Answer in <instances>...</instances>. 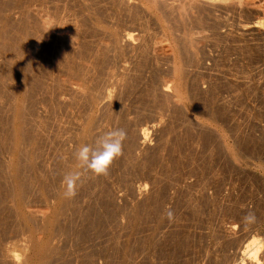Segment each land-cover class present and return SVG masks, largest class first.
I'll use <instances>...</instances> for the list:
<instances>
[{
  "label": "rangeland",
  "instance_id": "rangeland-1",
  "mask_svg": "<svg viewBox=\"0 0 264 264\" xmlns=\"http://www.w3.org/2000/svg\"><path fill=\"white\" fill-rule=\"evenodd\" d=\"M189 1L172 12L146 0H0V264L24 256L31 233L43 239L52 217L47 264H264V16ZM184 30L198 50L177 58ZM116 129L127 136L108 174L79 169L76 150ZM70 167L82 176L67 204ZM19 209L44 218L32 226ZM252 238L256 258L241 261Z\"/></svg>",
  "mask_w": 264,
  "mask_h": 264
},
{
  "label": "bare ground",
  "instance_id": "bare-ground-1",
  "mask_svg": "<svg viewBox=\"0 0 264 264\" xmlns=\"http://www.w3.org/2000/svg\"><path fill=\"white\" fill-rule=\"evenodd\" d=\"M125 1V3L127 2L128 3V0H124ZM147 1V3H149V2H151L150 4H152L153 3V5L155 4V3H157V4H155L154 6L155 7H153V9L155 8L156 9V7L159 9V6H160V10H161V6L162 7H164V8H166L167 7V9L168 10H177L178 12L180 11V10H183L184 11V9L183 8H185L184 7V4H185V6H189L188 4L190 3V1H189V3L187 2H185V0H182L183 2H180L179 1V3L180 4H176V3H173L174 2V0H173V2L172 3H169V1L167 2L166 0H146ZM149 1V2H148ZM171 1V0H170ZM187 1V0H186ZM122 2H123V0H122ZM260 1H256V0H191V3L192 4H194L195 5V7L196 6H198V7H204V10L203 11H205V7H211V6H213V5H215V4H224L225 6L228 4V5H230V4H235V7H243V8H246V9H251L252 11L251 12H253V15L254 14H256V16H258V15H260V14H263V16H264V1H263V3L261 2V3H259ZM124 3V2H123ZM127 3L125 4V5H127ZM159 3V4H158ZM161 3V4H160ZM159 5V6H158ZM193 5V6H194ZM127 6H129V5H127ZM166 6V7H165ZM192 5H191V10H193V7ZM218 6V5H217ZM222 6V5H221ZM224 6V7H225ZM197 7V9H199ZM237 7V8H238ZM127 8V7H126ZM145 8V7H144ZM216 7H214V9H215ZM218 8V7H217ZM223 8V7H222ZM157 9V10H158ZM167 9H164V11L165 10H167ZM190 9V8H189ZM201 9V10H200ZM199 10H200V13L202 12V8H200ZM239 10H240V8H238ZM40 10V9H39ZM159 10V12H163V11H160ZM186 10H188L187 8H185V11ZM195 11H196V8L194 9ZM209 10V9H208ZM213 10V9H212ZM211 10V11H212ZM219 10V9H218ZM243 11H244V9H242ZM176 11V12H177ZM211 11L209 12V13H211ZM166 12V11H165ZM173 12V11H172ZM171 12V13H172ZM175 11H174V13H176ZM182 12V11H181ZM180 12V14L182 15V13ZM191 12V11H190ZM198 12V11H197ZM242 12V11H241ZM249 12V11H248ZM168 13H169V11L167 12V16H168ZM173 13V14H174ZM185 13V12H184ZM186 13H188V12H186ZM184 14V15H187V14ZM192 13V12H191ZM206 13L207 12H204V14L206 15ZM229 13V12H228ZM163 14V13H162ZM179 14V15H180ZM164 15H166L165 13H164ZM194 15H197V14H194L193 13V17H194ZM199 15H203V13H201V14H199ZM216 15V14H215ZM177 17H180V18H178V19H181V22H183L184 20L182 19L183 18V15H182V17L181 16H178V14L176 15ZM188 16V15H187ZM208 16V15H207ZM42 17V16H41ZM162 17H163V15H162ZM186 17V16H185ZM202 17V16H201ZM205 17V16H204ZM246 17V16H245ZM255 17V16H254ZM31 18V17H30ZM38 18V17H37ZM165 18V17H164ZM203 18V17H202ZM224 18V17H223ZM23 19V18H22ZM194 19H195V17H194ZM193 18H192V20H194ZM199 19H200V21H199ZM199 19L197 20V19H195V20H197L198 22H201V18L199 17ZM204 19V18H203ZM206 19V18H205ZM39 20V19H38ZM51 20V19H50ZM186 20V19H185ZM167 21V23H168V20H166ZM179 22H180V20H178ZM162 22V21H161ZM186 22V21H185ZM193 22H195V21H193ZM256 22V21H255ZM254 22V23H255ZM184 23V22H183ZM196 23V22H195ZM214 23V22H213ZM257 25L258 24H260V25H262V26H264V21H258L257 20ZM61 24V23H60ZM166 24V23H165ZM182 24V23H181ZM185 24V23H184ZM184 24H182V26L184 25ZM202 24V23H201ZM42 25V24H41ZM49 25V24H48ZM52 25V24H51ZM167 26L168 25H170V24H166ZM27 26V25H26ZM44 26H45V21H44ZM255 26H256V24H255ZM42 27H43V25H42ZM193 27V26H192ZM166 28V27H165ZM168 28V27H167ZM171 28V27H170ZM169 28V29H170ZM182 28V27H181ZM185 28V27H184ZM171 29H173V27L171 28ZM187 29H188V27H187ZM1 30V29H0ZM186 30V29H185ZM184 30V35H185V37H184V35L182 36V38H184L183 39V41H181V40H179V42L181 41V42H183V44L182 43H180V44H182L181 46H182V48L180 47L179 49H182L181 51L180 50H178V52H176V54L178 53L179 55H181V56H179V55H177L176 57L177 58H183L182 56H183V53H185V52H187V51H189V52H191V53H189V54H192V56L195 54V52H197V48L195 47L194 48V46H193V40L191 39L190 40V38H193V37H189V36H191V35H189V34H191V33H188V30H187V33L188 34H186V31ZM72 31V30H71ZM171 31V30H170ZM69 32V31H68ZM169 32V31H168ZM180 32V31H179ZM256 32V31H255ZM77 33V32H76ZM70 34V33H69ZM180 34V33H179ZM71 35V34H70ZM122 36V35H121ZM181 36V35H180ZM1 37V36H0ZM123 39L125 40L126 39V41L128 42V43H130L131 41H132V39H133V37H134V35H133V32H131V31H125V33L123 34ZM20 38V37H19ZM177 38V37H176ZM26 39V38H25ZM178 39V38H177ZM173 40H176V39H173ZM192 41V42H191ZM174 42V41H173ZM174 43H176V42H174ZM29 44V43H28ZM176 45V47H179L180 45H178V44H175ZM174 45V46H175ZM194 45H195V43H194ZM131 46V45H130ZM196 46V45H195ZM62 47V46H61ZM3 48V47H2ZM107 48V47H106ZM178 49V48H177ZM177 49H175V51L177 50ZM196 49V50H195ZM18 50V49H17ZM28 51V50H27ZM175 51H174V53H175ZM180 51V52H179ZM29 52V51H28ZM175 54V55H176ZM197 54V53H196ZM21 55V54H20ZM174 55V54H173ZM197 56V55H196ZM28 57V56H27ZM176 57H174V59L173 60H177L176 59ZM19 59V58H18ZM26 60V59H25ZM181 60H183V59H181ZM181 60L180 59H178L177 61H179V62H181ZM14 61V60H13ZM18 61V60H17ZM27 61V60H26ZM23 62V61H22ZM16 63V62H15ZM19 63H20V61H19ZM25 63V62H24ZM19 64V65H16V69H18V71L21 69L22 71H23V69H24V72H25V68H23L24 66H25V64ZM28 63V62H27ZM175 63V62H174ZM178 63V62H177ZM1 65V64H0ZM176 65V64H175ZM174 65V68L176 67V69H177V71L180 69L179 67L182 65V62H181V65H180V63H179V67H177V66H175ZM5 66V65H4ZM23 68V69H22ZM15 69V68H14ZM176 69H173L174 70V76H175V70ZM4 70V69H3ZM17 71V72H18ZM74 71V70H73ZM181 73H182V71H183V73H184V70H183V68H181L180 70H179ZM12 72H14L13 70H12ZM20 72V71H19ZM23 72V73H24ZM16 73V72H15ZM23 73H21V74H23ZM177 74H178V72H176ZM181 73H179V78L180 79H182L183 80V76H181ZM182 73V74H183ZM20 74V75H21ZM25 74V73H24ZM23 74V75H24ZM14 75V74H13ZM176 76V77H177ZM181 76V77H180ZM21 77V76H20ZM23 77H25L26 78V76L24 75ZM178 77H177V79H178ZM17 78V77H16ZM25 78H22L23 80L25 79ZM176 79V80H177ZM23 80H21L22 82H24ZM179 80V79H178ZM181 81V80H180ZM179 81V82H180ZM176 82V81H175ZM178 82V81H177ZM21 83V82H20ZM27 83V82H26ZM181 84H178L179 86L181 85H183V81H181L180 82ZM25 84V83H24ZM170 85L171 84H167L166 86V88H164V90H168V87H170ZM179 86H177L178 88H179ZM19 88V91H20V86L18 87ZM78 88V87H77ZM77 88H73V91L75 90L76 92L78 91V93L79 92H83L84 91V89L81 91L80 89H77ZM176 88V87H175ZM177 89V88H176ZM18 90V89H17ZM177 90H179V89H177ZM180 90H182V89H180ZM14 91V90H13ZM18 91V92H19ZM180 92V91H179ZM17 93V92H16ZM85 93V92H84ZM19 94V93H18ZM17 94V95H18ZM21 94H23V93H21ZM108 95V94H107ZM85 96V95H84ZM16 97V96H15ZM25 97V96H24ZM18 98V97H17ZM23 98V97H22ZM21 98H19V100H20ZM21 101V100H20ZM20 101H19V103H20ZM18 103V102H17ZM17 103H16V105H17ZM206 103H207V101H206ZM21 105V104H20ZM24 105V104H23ZM18 106V105H17ZM15 108H16V106H15ZM22 108V107H21ZM18 110H20V108H16V111L17 112H19ZM15 111V112H16ZM22 112V111H21ZM21 112H20V114H21ZM17 115H16V113L14 114V116L12 117L13 119L16 117ZM21 116V115H20ZM19 118V117H18ZM16 119V120H20V119H22V118H20V119ZM12 120V119H11ZM16 120H13V122H14V124H15V121ZM17 122V121H16ZM19 124V123H18ZM20 124H21V121H20ZM20 124H19V126H20ZM16 125H17V123H16ZM15 125V126H16ZM22 127V126H21ZM16 128H17V126H16ZM15 128V130H17ZM20 128V127H19ZM261 129V128H260ZM20 130V129H19ZM18 130V131H19ZM89 130V129H88ZM22 131V130H21ZM85 130H83L82 132L83 133H85L84 135L86 136L87 135V131L86 132H84ZM217 132V131H216ZM15 133L17 134L18 132H16L15 131ZM82 133V134H83ZM15 134V135H16ZM22 134V133H21ZM82 134H80V137L82 136ZM14 135V134H13ZM20 135V134H19ZM18 135V136H19ZM223 135V134H222ZM21 136V135H20ZM19 136V137H20ZM77 136V135H76ZM16 138H17V136H16ZM85 138V137H84ZM146 138H147V130H146V128H143V129H141V131L139 132V140L141 139L143 142L146 140ZM18 139V138H17ZM81 139H82V137H81ZM5 140V139H4ZM14 140H15V142H16V144H14L13 142H11L12 144H11V146H14V148H13V150L15 149H17L18 150V146H17V141L18 140H16L15 139V137H14ZM13 140V141H14ZM21 140H22V138H21ZM19 141H20V139H19ZM21 142V141H20ZM140 142V141H139ZM77 143V142H76ZM20 146V145H19ZM229 147V146H228ZM31 148V147H30ZM11 149H12V147H11ZM20 149V148H19ZM15 150H14V152H15ZM12 151V150H11ZM77 151V150H76ZM18 152V151H17ZM29 152V151H28ZM75 152V151H74ZM230 152H232V151H230ZM13 154V153H12ZM73 154V153H72ZM74 155H75V153H74ZM12 156H14V155H12ZM73 156V155H72ZM17 157V156H16ZM34 157V156H33ZM12 158V157H11ZM15 158V156L13 157V159ZM18 158V157H17ZM75 158V157H74ZM76 159V158H75ZM15 160L17 161V159L15 158ZM14 160V161H15ZM11 161H12V159H11ZM16 161L14 162V163H16ZM19 161V160H18ZM17 161V164L19 163ZM67 161H69V160H67ZM76 161V160H75ZM74 161V162H75ZM76 162H78V161H76ZM32 163H33V161H32ZM67 163V162H66ZM10 164L11 163H9V167L8 168H12L13 170H14V167H13V163L11 164V166H10ZM7 165V164H6ZM14 166H15V164H14ZM17 166H19V164L17 165ZM75 166V165H74ZM78 166V165H77ZM16 167V166H15ZM72 167V166H71ZM71 167L69 168V169H71ZM79 167V166H78ZM78 167H74V169L76 168V170H78ZM4 168H6V167H4ZM8 168H6V171H8L9 169ZM11 169V170H12ZM80 169V168H79ZM10 170V171H11ZM16 170H19V168L17 169V167H16V169L14 170L16 173L15 174H17L18 172L16 171ZM73 169H71V170H69V171H72ZM75 170V171H76ZM9 172V171H8ZM5 173H7V172H5ZM11 173V172H10ZM10 173H9V175H10ZM65 173V172H64ZM68 173V172H67ZM15 174L13 175V171H12V175L10 176V178L12 177H14L15 176ZM17 175H19V173L17 174ZM15 177H18V176H15ZM19 179V178H18ZM13 180H15V181H17L18 183H19V181L17 180V179H13ZM20 180V179H19ZM16 182V183H17ZM12 184H13V182H11ZM15 182H14V186L15 187H13V188H16V184ZM17 183V184H18ZM19 186H20V183L17 185V187L19 188ZM22 186V185H21ZM9 187V186H8ZM11 187V186H10ZM12 188V187H11ZM17 188V190H15V192H14V189H13V193L12 194H14L13 195V197L14 198H17V203H18V205L20 206V207H22V209L24 208L25 210H27L25 207H27V206H25L24 204H23V197L21 196V194L23 195V192H24V190L23 189H18ZM20 188H22V187H20ZM23 191V192H22ZM59 191V190H58ZM64 191H65V189H64V187L62 188V190H60L59 191V193H60V200H62L64 203H67L66 201L68 200V198H66L65 196H64ZM22 192V193H21ZM24 196V195H23ZM60 202V205L63 203V202ZM25 203V202H24ZM68 204V203H67ZM58 205V204H57ZM59 205V207L60 208H62V207H66V206H60ZM64 205H66V204H64ZM25 206V207H24ZM19 207V208H20ZM18 209V208H17ZM54 209V208H53ZM63 209V208H62ZM55 210V209H54ZM64 210V209H63ZM18 211V215L23 219V221L25 222H27V223H29L30 225H32V224H36V220L38 221V220H42L44 217H43V214H41V215H39L38 216V214L37 215H35V217L33 216V214L31 215H29V211H25L26 213H28V214H24L23 212L24 211H22L21 209H19V210H17ZM47 211V210H46ZM45 211V212H46ZM59 211V210H58ZM44 212V211H43ZM42 212V213H43ZM44 212V213H45ZM55 212V211H54ZM59 212H61V210L59 211ZM59 212H57L56 214L57 215H59L60 213ZM33 213V212H32ZM41 213V212H40ZM52 214V213H51ZM56 214H54V215H56ZM17 215V216H18ZM47 216V215H46ZM45 216V217H46ZM57 217V216H56ZM59 217V216H58ZM37 218H39V219H37ZM53 218V217H52ZM52 218H49V219H45L44 218V224H43V226H45V227H43L44 229L41 231L40 230V232H43V239H41V238H38V239H36L37 237H34V235L31 233V235L27 238V244H28V252L25 254L24 253V256H21V257H18L16 254H14V253H12L11 251L9 252H5L6 254H5V256L3 257V261H4V264L5 263H7V264H47V262H48V260H49V258H50V256H51V252H52V249H51V241H50V239H51V237H52V230H51V222L52 221H50ZM55 218V217H54ZM58 221V220H57ZM34 222V223H33ZM53 222H54V220H53ZM26 223V224H27ZM55 224H56V222H54ZM25 224V225H26ZM39 225V224H38ZM33 226V225H32ZM31 226V227H32ZM27 227H30V226H28L27 225ZM235 228V227H234ZM30 229H32V228H28V230H30ZM54 232V231H53ZM41 234V233H40ZM35 238V239H34ZM42 240V241H41ZM260 242H261V240H260ZM25 243V242H24ZM258 241H256L255 239H253L252 238V240H250L247 244H246V246H245V248H244V250L241 252L242 253V258H241V261L244 259V260H246V259H252V258H256V255H257V251H258V248L260 247V246H258ZM55 246V245H54ZM57 247H59V246H57ZM54 248V247H53ZM55 248H56V246H55ZM10 250V249H9ZM27 251V250H26ZM56 251V250H55ZM1 258V257H0ZM55 259V258H54ZM239 260V259H238ZM257 260V259H256ZM255 260V261H256ZM1 262H2V260H0ZM219 261V260H218ZM247 261V260H246ZM247 263V262H246ZM249 263V262H248ZM233 264H243V261L240 263H233ZM250 264V263H249Z\"/></svg>",
  "mask_w": 264,
  "mask_h": 264
},
{
  "label": "clouds",
  "instance_id": "clouds-1",
  "mask_svg": "<svg viewBox=\"0 0 264 264\" xmlns=\"http://www.w3.org/2000/svg\"><path fill=\"white\" fill-rule=\"evenodd\" d=\"M127 133L123 129L107 132L100 137L95 146L84 144L75 152L81 170L90 171L95 176L107 175L113 161L123 155V142ZM82 171H72L63 177L64 196L74 198L77 195ZM167 218H173L171 209L167 211ZM253 218V217H250Z\"/></svg>",
  "mask_w": 264,
  "mask_h": 264
}]
</instances>
